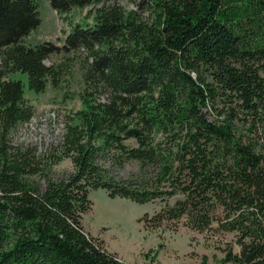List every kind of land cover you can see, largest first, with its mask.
Masks as SVG:
<instances>
[{
  "label": "trees",
  "instance_id": "16d2710c",
  "mask_svg": "<svg viewBox=\"0 0 264 264\" xmlns=\"http://www.w3.org/2000/svg\"><path fill=\"white\" fill-rule=\"evenodd\" d=\"M48 1L66 17L102 6L63 46H29L37 1L0 0V264H127L83 226L100 189L164 204L139 220L147 232L186 220L200 234H235L239 251L225 249L222 264H264V0H142L151 23L112 0ZM80 51L85 108L66 118L62 142L13 145L35 114L26 89L58 86L50 55ZM65 159L74 173L56 180ZM131 161L136 174H112Z\"/></svg>",
  "mask_w": 264,
  "mask_h": 264
},
{
  "label": "rangeland",
  "instance_id": "374dc122",
  "mask_svg": "<svg viewBox=\"0 0 264 264\" xmlns=\"http://www.w3.org/2000/svg\"><path fill=\"white\" fill-rule=\"evenodd\" d=\"M39 6L42 25L27 39L29 46L40 43H53L59 47L74 26L93 27L95 12L102 5L85 9L75 8L66 16H59L49 5L48 0H36ZM142 0H112L107 5H118L126 12L135 11L145 23L153 22V11L140 5ZM83 52L50 55L47 66H55L60 73L58 86L48 85L42 94L30 93L26 89L25 97L34 108L33 119L20 125L11 136L13 145L37 147L40 152L57 147L62 142L66 118L71 117L85 108L83 95L88 92L83 80V67L87 63ZM26 85L27 78L15 75ZM104 101V99H101ZM126 145L136 146L133 141ZM138 163L128 162L121 169H112L118 178H129L138 172ZM70 159H65L52 169L56 180L65 179L74 173ZM105 190L89 193L93 203L92 210L83 216V226L89 234L104 242L106 249L117 254L127 264H222L225 249L233 246L234 252L239 251L235 245L233 233L214 232L200 234L181 221L177 230L162 228L147 232L139 220L146 214L153 216L164 204L160 201L139 205L127 199H112ZM182 197L169 200L174 205ZM232 264V263H230Z\"/></svg>",
  "mask_w": 264,
  "mask_h": 264
}]
</instances>
